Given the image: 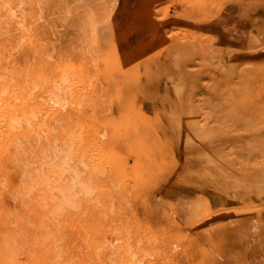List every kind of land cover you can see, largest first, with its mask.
Here are the masks:
<instances>
[{"label": "rangeland", "instance_id": "374dc122", "mask_svg": "<svg viewBox=\"0 0 264 264\" xmlns=\"http://www.w3.org/2000/svg\"><path fill=\"white\" fill-rule=\"evenodd\" d=\"M2 5L0 264H264V0Z\"/></svg>", "mask_w": 264, "mask_h": 264}, {"label": "bare ground", "instance_id": "6f19581e", "mask_svg": "<svg viewBox=\"0 0 264 264\" xmlns=\"http://www.w3.org/2000/svg\"><path fill=\"white\" fill-rule=\"evenodd\" d=\"M5 3V5H6V3H8L7 1H5L4 2ZM9 5V4H8ZM1 8H3L4 6L2 5V6H0ZM6 7H7V5H6ZM8 10H9V12H10V14L8 13V15H11V18L12 19H14V21H15V19H16V17H17V8L16 7H14L13 5H10L8 8H7ZM6 15H7V13H6ZM11 19V21H13ZM17 22H18V24L20 25V26H22V21H21V19H18V20H16ZM24 23V22H23ZM21 30L22 28H18V30ZM57 82V81H56ZM66 82H67V78L66 77H62L60 80H59V82L58 83H56L55 84V86L53 87V89H51L50 90V98H49V102L52 104V106L53 107H55V108H60L61 106H62V108H63V106L64 107H67V106H65V104L67 103V101H68V99H69V92H68V90L65 88V84H66ZM264 101V100H263ZM40 104V103H39ZM43 104H45V103H43ZM42 106V105H41ZM38 107H40V105L38 106ZM50 108V107H49ZM61 108V109H62ZM39 109V108H38ZM27 113V112H26ZM55 113H56V111H55ZM24 114V113H23ZM14 117V116H13ZM12 119V118H11ZM17 120V119H16ZM15 120V118H13L12 119V123H10V124H14V122L16 121ZM19 121V120H18ZM10 122H11V120H10ZM18 123V122H17ZM16 122H15V125L17 124ZM11 127H13V126H11ZM14 128V127H13ZM67 160L65 159V158H63V157H61V155H60V153H57V152H55L54 153V155H52V156H50L48 159H46L44 162H43V166H44V168L45 169H47V170H45V175H47V176H45V178L46 179H48L49 181L51 180V181H53V182H55L56 180L57 181H61L62 179H63V177H62V173L64 172V171H66L65 169H67V167H66V164H67V162H66ZM186 166V165H185ZM47 167V168H46ZM41 168H43V167H41ZM40 169V168H39ZM187 170V169H186ZM39 171V170H38ZM187 172H188V170H187ZM42 173V172H41ZM40 173V174H41ZM43 173V174H44ZM42 174V175H43ZM42 175H40V176H42ZM264 175V174H263ZM38 176V175H37ZM261 177V176H260ZM79 175L78 174H74V176H73V178H72V180H70L69 182H65L64 181V183H61V184H56L55 186H54V183L52 182V184H53V186L55 187V188H53V189H51V190H57V192H58V194H59V197H54V198H56V202H55V204H54V206L52 207L53 209H51V210H53L52 212H56V210L57 209H61L63 206H65V205H73L74 203H73V195H76L77 193H76V190H75V188H77L76 186H79L80 188H81V190H86V192H87V190H89V187H88V184L86 183V182H83V181H78L79 179ZM44 179V178H43ZM66 179V178H65ZM186 179V178H185ZM189 179V178H188ZM263 179V178H262ZM261 179V180H262ZM40 180H41V177H40ZM48 180H45V181H48ZM55 180V181H54ZM260 180V181H261ZM48 181V182H49ZM48 182H46L45 183V185L48 183ZM59 182H57V183H59ZM77 182H79V183H77ZM262 182V181H261ZM264 182V181H263ZM43 183V182H42ZM66 183V184H65ZM258 183V182H257ZM188 184V183H187ZM189 184H191V183H189ZM254 184V183H253ZM263 184V183H262ZM256 185V184H255ZM52 186V185H51ZM260 186V185H259ZM198 187H199V185H198ZM52 188V187H51ZM256 188V187H255ZM258 189V188H257ZM221 190V189H220ZM249 191H251V190H249ZM258 191H260V190H258ZM54 192V191H53ZM53 192H51L50 194L52 195V193ZM227 192V191H226ZM253 192V191H252ZM251 192V193H252ZM90 193V192H89ZM262 193V192H261ZM54 194H56V193H54ZM223 194V193H222ZM231 194V193H230ZM233 194V193H232ZM241 194V193H240ZM260 194V193H259ZM221 195V194H220ZM48 196V195H47ZM53 196H55V195H52L51 197H53ZM57 196V195H56ZM77 196V195H76ZM226 196H227V194H226ZM244 196V195H243ZM50 197V196H49ZM49 197H48V199H49ZM75 197V196H74ZM234 197V196H233ZM236 197V196H235ZM234 197V198H235ZM239 197V196H238ZM258 197V196H257ZM249 198V197H248ZM52 199V198H51ZM51 199H50V201H51ZM78 199V198H77ZM236 199V198H235ZM52 202H53V199H52ZM46 204V203H45ZM76 204V203H75ZM50 206H51V203L49 204ZM48 205V206H49ZM73 207H74V205H73ZM65 208V207H64ZM47 210H48V208H47ZM49 210H50V208H49ZM48 210V211H49ZM58 211L60 212V210H57V212L56 213H58ZM50 213V212H49ZM244 218V217H243ZM256 219V218H255ZM230 220V219H229ZM231 221V220H230ZM250 222V221H249ZM256 222V221H255ZM263 223V222H262ZM239 224V223H238ZM257 224V223H256ZM228 225H230V224H228ZM234 225H236V224H234ZM263 226V225H262ZM234 227V226H233ZM218 229V228H217ZM243 229V228H242ZM239 230V229H238ZM242 232V231H241ZM129 239V238H128ZM244 239H246V238H244ZM118 240V239H117ZM126 240V239H125ZM108 242V241H107ZM113 242V241H112ZM119 242V241H118ZM217 242H218V240H217ZM127 243V242H126ZM130 244V243H129ZM218 244H220V243H218ZM224 244V243H223ZM232 244V243H231ZM243 244V243H242ZM106 245V244H105ZM117 245V244H116ZM122 245H123V243H122ZM127 245V244H126ZM261 245V244H260ZM120 246V245H119ZM125 246V245H124ZM219 246V245H218ZM217 246V247H218ZM250 246V245H249ZM120 247H123V246H120ZM261 247V246H260ZM114 248V247H113ZM124 248V247H123ZM126 248V247H125ZM121 249V248H120ZM248 249V248H247ZM223 250V249H222ZM254 250V249H253ZM217 252V251H216ZM115 253V252H114ZM105 254H106V251H105ZM113 255V254H112ZM235 256V255H234ZM233 256V257H234ZM240 256V255H239ZM122 257V256H121ZM220 257V256H219ZM108 258V257H107ZM111 258V257H110ZM112 259V258H111ZM234 259V258H233ZM236 259V258H235ZM218 260H220V259H218ZM231 260V259H230ZM108 261H110V260H108ZM114 261V260H113ZM116 261H118V260H116ZM121 261V260H120ZM230 262V261H229ZM236 262V261H235ZM109 263V262H108ZM115 264V263H114ZM120 264V263H119ZM136 264V263H135Z\"/></svg>", "mask_w": 264, "mask_h": 264}]
</instances>
